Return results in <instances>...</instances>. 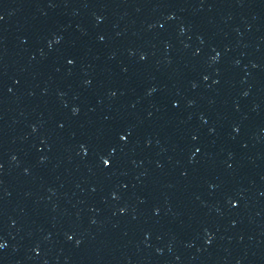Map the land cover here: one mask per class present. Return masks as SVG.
I'll list each match as a JSON object with an SVG mask.
<instances>
[{
  "label": "water",
  "instance_id": "1",
  "mask_svg": "<svg viewBox=\"0 0 264 264\" xmlns=\"http://www.w3.org/2000/svg\"><path fill=\"white\" fill-rule=\"evenodd\" d=\"M0 264H264V0H0Z\"/></svg>",
  "mask_w": 264,
  "mask_h": 264
}]
</instances>
